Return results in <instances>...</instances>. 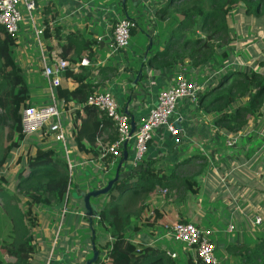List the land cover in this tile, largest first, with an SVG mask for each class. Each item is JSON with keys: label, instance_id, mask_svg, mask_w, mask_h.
<instances>
[{"label": "crops", "instance_id": "0c3cea01", "mask_svg": "<svg viewBox=\"0 0 264 264\" xmlns=\"http://www.w3.org/2000/svg\"><path fill=\"white\" fill-rule=\"evenodd\" d=\"M169 2L170 0H56L51 4L37 3L32 19H28L23 13L20 33L11 45L12 58L28 91L26 99L19 106V112L27 106L43 107L50 104L49 84L42 76L41 56L64 54L62 45L67 46L69 40H76L85 42L91 55L68 62L87 58L90 66L82 67L78 72L68 71L77 76L74 78L65 75L62 83L73 90L77 87L76 80L84 79V83L91 86L93 94L110 93L136 127L155 106L158 92L170 88L182 68L160 71L145 67L147 72L140 86H136L137 92H131V84L128 86L127 81L128 77L134 75V70L126 65V59H123L121 54L127 55V51H116L113 47V27L117 21L126 19L134 24L135 32L140 29L137 37L142 53L137 56L144 63L147 58L145 49L162 51L170 33L177 29V18L174 15L160 13V9L166 7ZM172 10L173 6L169 8V12ZM152 16L154 17L151 18ZM159 18L162 24H159ZM46 28L48 30L44 34ZM36 31L41 34L36 35ZM71 34L78 35V40L69 36ZM159 34L161 37L158 39ZM66 55L70 56L69 53ZM123 74L126 76L123 77ZM135 74L137 75L136 72ZM55 93L57 99L63 103L59 90ZM75 116L64 111L62 117L67 142L72 151L77 150L75 135L91 131L90 124L84 120L86 117L81 116L77 120ZM175 117L180 119L177 125L180 129L179 136L171 137L165 128L156 130L143 165L151 163L154 169H161L169 175L179 169L181 173L184 172L185 166L180 168L179 165L189 160L198 193L191 194L177 186L165 190L169 193V198L164 200L162 188H146L140 199V202L147 203L145 212L150 211L152 214L157 210L163 213L165 224H154L150 221L147 227L135 232L133 228L137 222L146 224L147 216L144 213L138 214L132 219L133 226L126 231V238L132 243L138 242L161 249L166 256L174 254L176 258L173 260L177 264L181 259H185L182 264H186L189 257L187 251L180 247V255L170 243L172 241L164 240L162 227L179 221L193 223L214 231L218 258L222 264H231L232 258L227 252L229 246L252 244L261 238L263 233L256 228L254 219L261 213L262 218L264 216V152L260 149L259 138V134L264 132V117L250 133L228 135L215 125L214 116L207 114L195 97L183 107H178L172 120ZM103 121L105 123L101 136L96 139L97 144L108 141L109 135L114 133L115 125L106 119ZM234 136L238 137L236 144L233 147L227 146ZM42 139L43 136L40 135L27 141L39 145ZM132 143L133 138L127 143L128 157ZM52 144L49 136L46 145L53 148ZM83 146L88 147V143L84 141ZM86 157L83 153L75 155L78 160L88 161ZM118 162L119 160L116 161L117 164H112L106 173L101 172L100 164L87 162V165L76 172L77 184L71 186L69 198L62 205L54 210L41 207L39 211L36 207L39 222L32 234L37 241V253L30 264H84L93 255L92 243L99 253L98 259L106 256L113 238L105 232L104 224L97 223L96 218L95 238H92V225L84 216L82 201L77 200L75 194L105 187L115 176ZM127 166L128 163H124L120 172L127 171ZM110 172L112 177L107 178ZM177 189H183L185 193L179 196L178 192H175ZM136 193L134 191L130 195ZM105 201V198L99 197L97 200H91V203L99 209ZM63 224V235L59 236L54 250H51L53 238L61 231ZM230 224L233 225V231L228 233L227 227ZM3 233L5 236V230ZM1 252L4 263L11 262V259L3 256V251Z\"/></svg>", "mask_w": 264, "mask_h": 264}, {"label": "trees", "instance_id": "16d2710c", "mask_svg": "<svg viewBox=\"0 0 264 264\" xmlns=\"http://www.w3.org/2000/svg\"><path fill=\"white\" fill-rule=\"evenodd\" d=\"M239 5L243 6L242 11ZM171 6L173 10L170 13ZM236 10L252 22L253 33L264 38V0H170L166 7L160 9V13L174 15L177 29L170 33L163 50L146 58L143 66L160 71L181 67L194 79L195 75L209 69L207 65L217 52L223 55L222 45L229 43L230 31L236 27ZM237 28L246 34L247 28L240 25ZM46 30L48 28L44 34ZM130 33H135V27ZM69 36L77 40L79 38L74 34ZM12 43L13 39L0 27V127L10 129L2 145L0 173L8 167L7 159L15 153L19 156L14 165L18 166L24 160L25 169L17 172L16 177L11 179L12 183L6 178V173L0 175V223L3 222L6 229L5 236L0 237V251L11 259L6 264H30L37 253V241L32 234L39 222L36 207L54 210L62 205L69 198L74 171L77 172L81 167L76 168L70 177L64 159L54 148L46 145L47 138L44 137L42 145H32L31 155L22 154L21 146L28 141L21 133L19 106L26 99L28 91L12 58ZM61 50L65 53H59L58 56L65 61L91 55L86 43L76 40H69L67 46L62 45ZM231 60L228 58V62H233L232 65L208 72L209 78L195 98H198L207 114L214 116V123L221 131L228 135H245L255 129L264 117V58L256 65L251 63L245 66L247 70L241 66L243 62L240 59ZM66 76L75 78L77 75L68 72ZM144 77L143 74L140 81ZM62 82L61 79L57 90L63 100V109L75 114L77 120L78 117H86L85 122L91 126L90 132L75 135L77 150H73L74 158L83 153L88 161L100 164L101 172L106 173L115 163L106 150L118 138L117 129L115 127L108 141L97 144L96 139L101 136L105 123L103 120L112 122L102 112L85 105L94 91L89 84L84 83V79L76 80L77 87L73 90ZM105 128L107 130L108 126ZM84 141L88 147L83 146ZM121 160L122 157L119 162ZM179 166L193 169L189 160ZM192 175L178 177L176 172L168 175L148 163L135 175L116 182L109 193L102 196L106 200L102 208L97 209V223L104 224L105 232L113 238L107 259L102 264H177L161 249L130 242L126 238V231L132 226V219L143 213L147 216L146 224L137 222L133 231L138 232L147 227L150 221L165 224L163 213L157 210L152 215L150 211L145 212L147 203L140 202L142 193L146 188L153 190L158 187L168 191L180 186L191 194H197L198 188ZM134 191L137 193L128 196ZM262 219L264 222V216ZM91 225L92 238H95L94 219ZM227 252L230 257H235L236 264H264V227L263 236L254 243L231 245ZM2 258L0 256V264H5ZM186 264L201 263H194L188 257Z\"/></svg>", "mask_w": 264, "mask_h": 264}, {"label": "built area", "instance_id": "2783aa9c", "mask_svg": "<svg viewBox=\"0 0 264 264\" xmlns=\"http://www.w3.org/2000/svg\"><path fill=\"white\" fill-rule=\"evenodd\" d=\"M56 0H0V27L6 34L14 39L19 33V24L23 21L20 8L22 7L29 19L33 18V13L37 9V3L51 4ZM134 24L126 19L119 20L115 23L112 32V43L116 51H123L129 45L131 29ZM41 34L36 31V35ZM90 61L83 58L80 61L68 62L55 54L50 56H41L42 76L47 80L50 90V104L43 107L23 108L20 112V128L22 135L26 138L34 136H43L52 139L54 144H58L57 154L64 159L69 176L72 177L76 168L87 165L86 160H76L72 149L69 147L66 138L65 124L63 121V103L57 99L55 91L59 88L61 79L68 71L78 72L82 67H89ZM189 76V79H188ZM203 88V85L197 83L186 69H181L175 76L174 83L170 88L161 90L156 96V104L149 112L148 116L142 119L135 127L132 133V126L129 117L121 109L110 93H95L90 95L85 105L102 112L116 127L118 138L107 148V154L111 155L116 163L123 151L127 152V143L133 138L130 156H127V163L130 170L140 167L145 161L149 144L153 139V134L160 128H165L171 137H178L180 129L178 124L180 119L176 117L172 120L178 109V102L183 99H193L196 94ZM47 134L49 136H47ZM238 137L234 136L229 140L227 146L233 147ZM261 139L260 149L264 152V132L259 134ZM55 149V147H53ZM114 163V164H115ZM166 194V191H162ZM152 215V214H151ZM261 219L255 218L254 224L260 225ZM233 226L228 225L227 232L231 233ZM164 240L178 242L183 244L189 257L194 263L201 264H222L216 256L217 246L214 242V231L199 227L193 223H170L162 227ZM108 253V251H107ZM98 259L95 264H102L107 259ZM169 256V255H167ZM171 259L176 255L170 254ZM49 264V262H47Z\"/></svg>", "mask_w": 264, "mask_h": 264}, {"label": "rangeland", "instance_id": "374dc122", "mask_svg": "<svg viewBox=\"0 0 264 264\" xmlns=\"http://www.w3.org/2000/svg\"><path fill=\"white\" fill-rule=\"evenodd\" d=\"M238 7H239V9H241L240 11H242L243 6L239 5ZM240 11L239 10H236L235 13H237V15L234 18V23H235V25H240V26H243V27L247 28L246 31H245L246 34H243V31H241L240 29H238L237 26L232 31H230V37L231 38H230L229 43L223 44L222 45V48H221V50L223 52V55L222 54H219V52H217L211 58V62L209 64V69H207L205 71H202V72H200V74L194 76V79H195V81L197 83L203 85L206 82V79L209 78L208 77V72L209 71L210 72L218 71L220 67H223V66H226V65H232L233 62H228V58H231L233 61H236V59H240L243 62L241 64V66L243 67L244 70H247V67H245V66H247L249 64L251 65V63H254L256 65V64L259 63V61L262 58H264L263 57V55H264L263 54V52H264V38L258 36L255 33H253V31H252V27H253L252 22L250 20H247V18ZM20 12L22 13V15H23V13L26 15V13L24 12L23 9H20ZM26 17L28 18L27 15H26ZM153 17L154 16H152L151 18H153ZM160 20H161V18H159V20H158L159 21V24H162L160 22ZM21 25H22V23L19 24V33H20V27H21ZM155 25L157 26V23H155ZM139 33H140V29H138L134 34H132L130 36L129 45L125 49L127 51V55H124V53H121L122 56H123V59H126V65H129L134 70V75H132L130 78L128 77V81H127L128 86L135 80V78H136L135 72L138 74L139 71H142V73L144 75H146V72H147L146 69H144L146 66L145 65L143 66L142 61L137 56V55L141 56V53H142L140 51V49H139V46H138V37H137V35ZM160 37H161V35L159 34L158 39ZM164 40L162 41V43L164 42ZM157 51L158 50H154V49H152L151 51H148V48H146L145 49L146 57L149 59ZM143 59H144V57H143ZM122 76L124 77V76H126V74H123ZM188 79H189V76H188ZM141 83H142V81H139V83L137 84V86H140ZM135 88H130L129 87V90L131 92H135V91L137 92V88L136 89ZM189 100L190 99H188V100L187 99L180 100L178 102V106L180 108L183 107L185 104H187L189 102ZM196 103H197V101H196ZM205 103H208V100ZM208 119H210V118H208ZM9 133H10L9 127H4V128H1L0 127V158H1V154H2V145H3L4 141L7 140V137L9 135ZM28 143H24L25 145L21 146L22 154H25V153L27 154L28 153V155L29 154L31 155L32 150H33L32 145L35 146L36 144L33 141H30ZM52 145L55 147V150H59V147L60 146L58 144H54L53 143ZM18 156L19 155L17 153H15L10 158H8L7 159V161H8L7 162L8 167L5 170H3L4 172H2L3 175L6 173L5 174L6 175V178L11 183H12V180L16 177L17 172L19 170H24L25 169V162H24V160L18 166L17 165H14V162L17 159ZM73 157L74 156H72V158ZM10 160H11V162H10ZM114 169H115V167H114ZM127 170H130V167L129 166H127ZM192 170L193 169H185L184 172L181 173V171L179 169V171L177 170L178 172L176 171V174L178 175V177H187V176H191L192 175V173H191ZM2 174L0 173L1 176H2ZM75 177H76V171H74V177L72 178V186L75 185V184H77L76 183V180H75ZM111 177H112V173L110 172V174L107 176V178H111ZM175 192H178V195L179 196H181V195H183L185 193L183 189H177V191H175ZM168 194L169 193H166V194H163L162 193V195L165 196L163 198L164 200H166L167 198H169V195ZM128 195H130V193ZM75 198L77 200H80L79 197H78V194H75ZM151 200H152V198L150 197V201ZM70 202H71V199L69 200V204H70ZM37 210L41 211V207H38L37 206ZM256 217H259L261 219V223H260V225H255V226H256V228H258L262 232L263 231V227H264V222H263V219H262V213H261V215H256ZM254 221H255V219H254ZM230 225H232V224H230ZM132 226H133V224H132ZM63 227H64V224L62 226L61 231L58 232V235L56 234L54 236V238H53L54 239V242H53V245L51 246V250H54L55 244L57 243V241L59 239V236L60 235L61 236L63 235ZM100 228H101V226H100ZM95 229H96V224L94 223V230ZM4 230H6V229H4V224H3V222H1L0 223V237H4V233H3ZM129 231H130V229H129ZM262 236H263V233H262ZM170 243H172L174 245V249L176 251H178L180 253V255H181L180 247H183V244L178 243V242H170ZM1 253L2 252L0 251V256H1ZM216 256L219 257V253L217 251H216ZM231 258H232V259H230L231 264H236V262H235L236 259H234L235 257L234 258L231 257ZM184 262H185V259H181L180 260V263L181 264L184 263Z\"/></svg>", "mask_w": 264, "mask_h": 264}, {"label": "water", "instance_id": "95a60500", "mask_svg": "<svg viewBox=\"0 0 264 264\" xmlns=\"http://www.w3.org/2000/svg\"><path fill=\"white\" fill-rule=\"evenodd\" d=\"M142 75H143L142 71H139L138 74L136 75L135 80L131 83V88H135L137 86V84L141 80ZM125 113H127V112L125 111ZM131 126H132V133H133L135 130L133 122L131 123ZM126 162H127V152L124 150L123 155H122V160L118 163L115 176L107 182L105 187H103L101 189H94V190L87 191V192L85 191V192H78L77 193L79 199L83 203L84 216L87 218V220L90 223L93 219L97 218V213H98L97 208L91 203V200H97L99 197L106 196L116 182H121L124 179L130 177L131 175H135L136 173L140 172L143 168L146 167V166L142 165V166L136 167L132 170L120 172L122 164L126 163ZM90 229L92 231V227H90ZM92 250H93V255H92L91 259L86 261L84 264H95L97 262L98 257H99V253L95 249V246L93 243H92Z\"/></svg>", "mask_w": 264, "mask_h": 264}]
</instances>
